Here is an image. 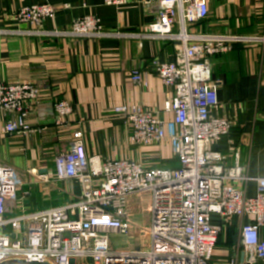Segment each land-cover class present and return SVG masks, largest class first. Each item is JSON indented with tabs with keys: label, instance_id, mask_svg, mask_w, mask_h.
I'll return each instance as SVG.
<instances>
[{
	"label": "built area",
	"instance_id": "1",
	"mask_svg": "<svg viewBox=\"0 0 264 264\" xmlns=\"http://www.w3.org/2000/svg\"><path fill=\"white\" fill-rule=\"evenodd\" d=\"M133 0H104L121 7ZM56 7L49 3L24 6L14 12L18 23L30 25L20 31L43 30L46 19L54 18ZM209 13L205 0H157L155 20L139 36L180 41L173 62L155 59L154 71L174 94L164 104L172 118L162 120L156 112L133 105L114 107L132 127L131 141L141 146L168 140L179 162L175 168L148 167L131 159L102 160L88 156L84 134H73L67 152L54 158L57 180H76L81 185L77 202L35 212H26L23 191L26 181L13 167L0 161V264L21 259L49 264H212L221 227L211 223L219 214L228 221L250 216L240 236L245 264H264V177L258 178V194L245 193L247 170L238 162L227 166L225 157L211 145L230 132L231 122L212 110L219 104L218 88L211 78L210 58L229 52L237 42L249 38L228 34L190 35L187 26L204 20ZM179 31L174 32V27ZM50 33V32H49ZM53 34L103 37L104 26L97 16L76 18L68 30ZM132 80L143 82L140 72ZM41 89L32 82L0 83V111L13 119L0 127V135L42 131L27 121ZM56 125L64 126L74 112L66 100L54 104ZM49 182L51 177L41 175ZM141 200L135 203L134 198ZM146 200L148 202H146ZM142 203L140 204V202ZM140 204V205H139ZM147 204V205H146ZM149 215L143 218V212ZM147 234L141 248H115L110 234Z\"/></svg>",
	"mask_w": 264,
	"mask_h": 264
},
{
	"label": "crops",
	"instance_id": "2",
	"mask_svg": "<svg viewBox=\"0 0 264 264\" xmlns=\"http://www.w3.org/2000/svg\"><path fill=\"white\" fill-rule=\"evenodd\" d=\"M205 1L208 16L187 26L190 35L249 38L210 58L211 78L219 98L212 114L232 124L230 132L211 149L225 157L227 166L238 162L246 168L249 180L245 193L251 198L258 194L257 179L264 177V0ZM156 2L133 0L116 7L104 0H0V83L32 82L41 89L27 121L42 131L0 135V161L15 168L26 181L20 191L29 192L24 200L26 212L79 200L78 181L54 178V158L67 152L76 131L83 132L90 157L127 158L148 167L179 166L168 140L152 146L134 144L130 123L113 111L119 105L137 104L156 112L162 120L172 118L164 104L174 89L162 83L152 62H173L182 43L139 36L155 20ZM42 3L56 7L54 18L46 19L42 27L48 33L20 32L31 26L18 23L14 12ZM88 15L100 18L106 35L51 33L68 30L76 18ZM178 31L179 26L174 27V32ZM134 72L142 74V83L132 80ZM59 100L70 102L74 109L64 126L55 123L54 104ZM12 119L13 115L0 111V127ZM41 175L51 177L50 181ZM251 220L247 215L228 221L219 214L211 216V223L221 227L212 264H245L240 231ZM260 236L264 238V225Z\"/></svg>",
	"mask_w": 264,
	"mask_h": 264
},
{
	"label": "rangeland",
	"instance_id": "3",
	"mask_svg": "<svg viewBox=\"0 0 264 264\" xmlns=\"http://www.w3.org/2000/svg\"><path fill=\"white\" fill-rule=\"evenodd\" d=\"M140 200H141L140 196H136L134 198L135 203ZM146 202L148 201L146 200ZM141 203L142 201L140 202V204ZM142 214L144 220H147L149 215L146 213V211H144ZM110 238L113 246H115V248H120V249L141 248L147 244V240H148L147 234L141 233L140 230H136L132 235L129 236H123L113 233L110 234Z\"/></svg>",
	"mask_w": 264,
	"mask_h": 264
},
{
	"label": "water",
	"instance_id": "4",
	"mask_svg": "<svg viewBox=\"0 0 264 264\" xmlns=\"http://www.w3.org/2000/svg\"><path fill=\"white\" fill-rule=\"evenodd\" d=\"M44 172H47V170H45ZM1 264H49V263H42V262H27L25 260H21V259H15V260H8L5 261Z\"/></svg>",
	"mask_w": 264,
	"mask_h": 264
},
{
	"label": "trees",
	"instance_id": "5",
	"mask_svg": "<svg viewBox=\"0 0 264 264\" xmlns=\"http://www.w3.org/2000/svg\"><path fill=\"white\" fill-rule=\"evenodd\" d=\"M28 201H29V200H28ZM28 201H27V202H28ZM26 205H27V204H25V206H26ZM27 206H28V205H27ZM27 206H26V207H27ZM35 211H39V210H35ZM35 211H30V212H35Z\"/></svg>",
	"mask_w": 264,
	"mask_h": 264
}]
</instances>
